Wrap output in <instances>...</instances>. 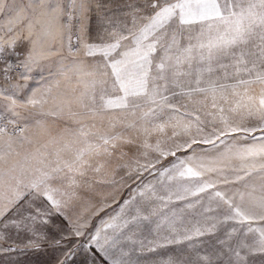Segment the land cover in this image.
<instances>
[{"label":"snow or ice","instance_id":"6c2138e0","mask_svg":"<svg viewBox=\"0 0 264 264\" xmlns=\"http://www.w3.org/2000/svg\"><path fill=\"white\" fill-rule=\"evenodd\" d=\"M0 63V253L264 264V0H0Z\"/></svg>","mask_w":264,"mask_h":264},{"label":"crops","instance_id":"0c3cea01","mask_svg":"<svg viewBox=\"0 0 264 264\" xmlns=\"http://www.w3.org/2000/svg\"><path fill=\"white\" fill-rule=\"evenodd\" d=\"M95 223V221H94ZM26 237L22 234L18 239L13 237L17 243L25 240ZM83 240L84 238H80ZM12 241L4 243V247ZM187 248V244L170 245L162 249H158L155 253H144L141 257L142 264H163V261L170 256H175L182 250ZM62 258V250L53 248L49 244H44L40 250L25 249L14 253H0V264H57V261ZM87 253L81 249L71 262V264H87Z\"/></svg>","mask_w":264,"mask_h":264},{"label":"rangeland","instance_id":"374dc122","mask_svg":"<svg viewBox=\"0 0 264 264\" xmlns=\"http://www.w3.org/2000/svg\"><path fill=\"white\" fill-rule=\"evenodd\" d=\"M26 46L24 45H20L15 53L10 54L7 57V62L11 63L13 65V69L11 70V72L8 74L11 77V81H15L16 79H18V67L22 61L25 58L26 55ZM4 67V64L0 63V69H2ZM46 75V73H44ZM40 73H33V77L34 80L35 79H39ZM34 80L30 81V84L32 86L34 85ZM23 82V81H21ZM10 81L5 79V74L3 71H0V87H7L9 86Z\"/></svg>","mask_w":264,"mask_h":264}]
</instances>
